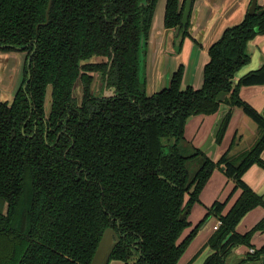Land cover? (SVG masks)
Instances as JSON below:
<instances>
[{
    "label": "trees",
    "instance_id": "trees-1",
    "mask_svg": "<svg viewBox=\"0 0 264 264\" xmlns=\"http://www.w3.org/2000/svg\"><path fill=\"white\" fill-rule=\"evenodd\" d=\"M48 1L0 0V43L28 52L34 46L25 90L20 88L11 102L0 100V264H90L106 228L120 238L109 261L177 264L210 217L219 224L205 244L212 253L202 264H228L239 245L249 250L238 264H264V244L255 248L251 242L264 231V218L244 233L236 230L250 210L264 208V197L242 180L252 165L264 169V118L239 96L243 86L264 85V62L232 82L249 62L247 44L264 34V4L226 27L209 46L199 88H181L179 66L167 87L148 95L143 65L157 0H52L45 23ZM163 21L166 28L184 27L182 35H190L179 0H166ZM93 56L112 59L108 83L116 96H86L77 106L72 87L79 72L107 66L92 63ZM81 76L86 88L90 77ZM221 92L226 95L218 101ZM220 105L228 109L215 142H221L237 106L258 127L255 143L215 161L199 149L182 154L188 117L212 115ZM197 156L202 163L190 177L186 163ZM215 168L234 188L180 239ZM237 189L238 197L223 212ZM184 210L186 218L180 220Z\"/></svg>",
    "mask_w": 264,
    "mask_h": 264
},
{
    "label": "crops",
    "instance_id": "crops-1",
    "mask_svg": "<svg viewBox=\"0 0 264 264\" xmlns=\"http://www.w3.org/2000/svg\"><path fill=\"white\" fill-rule=\"evenodd\" d=\"M166 0H158L148 38L146 53V91L150 95L168 85L171 74L179 66L183 68L181 88L187 86L199 88L203 80V68L208 62L209 46L215 42L230 25L239 23L247 13L251 0H195L190 14V36L177 42L180 33L165 29L163 24ZM258 5L264 0H257ZM222 25V27H221ZM221 27V29H220ZM249 62L242 66L235 78L259 67L264 62V34L258 35L247 44ZM25 54L19 50L0 51V100L11 102L22 78V64ZM239 96L259 113L264 111V85L243 86ZM225 105H220L212 115H192L188 117L184 128V139L193 147L201 150L211 160H217L228 152L235 157L249 149L258 138L256 123L246 116L242 109L235 106L231 109V117L220 143L215 142L218 125L227 111ZM234 143L232 145V141ZM264 160V151L261 155ZM242 180L256 193L264 197V169L254 164L243 174ZM234 188V183L227 179L221 168H215L188 214L190 227L186 228L180 239L195 226L216 200L224 199ZM240 193L237 189L226 204V212ZM264 218V208L258 206L250 210L238 223L236 230L244 233ZM218 219L210 217L196 233L184 250L177 264H202L212 253L205 246L208 238L218 225ZM255 248L264 244V231H257L251 240ZM249 249L237 246L227 257L229 264H238ZM249 264H261L252 261Z\"/></svg>",
    "mask_w": 264,
    "mask_h": 264
},
{
    "label": "flooded vegetation",
    "instance_id": "flooded-vegetation-1",
    "mask_svg": "<svg viewBox=\"0 0 264 264\" xmlns=\"http://www.w3.org/2000/svg\"><path fill=\"white\" fill-rule=\"evenodd\" d=\"M194 1L195 0H193V1H191V0H179L182 25H185L186 22H188V26H187V29L186 30L189 32V34H190V30H191L190 29L191 28L190 27V14H191V8L193 6ZM157 2H158V0H157ZM157 2H156V5H157ZM165 3H166V1H165ZM186 5H187L186 18L183 21V12L185 10ZM155 8H154V11H155ZM164 11H165V9H164ZM153 17H154V13H153V16H152V20H153ZM163 24H164V21H163ZM151 25H152V21H151ZM151 25H150V28H149V31H148V37H147V41H146V45H145V49L146 50H145L144 65H143V67H144L143 71H144L145 87H146V74H145V68H146V53H147L148 38H149V32H150V29H151ZM165 29L176 30V31H178L180 33V37H179V40L177 42L178 45H181V41L185 37H187V36H183L182 35L183 32L185 31L184 27H182V28H179L178 26L170 27V28H166L165 27ZM6 47H8V49H6ZM140 47H142L141 44H140ZM16 50H19V51H21V52H23L25 54L24 61H23V64H22V78H21V82H20L19 86L16 89V92H17L20 88L22 90H25V87H26V85H27V83H28V81L30 79V73H29L28 69H29V65L31 63V56H32V53L34 51V46H33V49L28 52L27 50L24 49L23 46L22 47H19V46L6 45V44H1L0 43V51H16ZM111 60H112L111 58L109 59L106 56H93V57L90 58V61L92 63H107L106 69H103V70H100V69L88 70V69H86L84 72L82 71V73L79 72L78 77L76 78L74 84L77 81H79V83L81 85V96H80L81 98H80V100H78V98L75 97L72 94V98H74V100L76 102V105L78 104V102H80V101L82 102L83 99L86 96H87V98L89 100L90 99H110V98H113V97L116 96V90H115V88L108 83V71H109V68H110ZM24 69H26V71H27L26 75L24 74ZM83 74L90 77V81H89V83H88V85H87L86 88L83 87V85L81 83V79H80L82 77L81 75H83ZM96 80L99 81V82H101V84H102V87H99L98 85H97V87L94 86V88H96V90L99 92L98 94L94 93L93 92V89H92L93 84H94V82ZM74 84H73V87H74ZM73 87H72V93H73ZM146 93H147V91H146Z\"/></svg>",
    "mask_w": 264,
    "mask_h": 264
},
{
    "label": "water",
    "instance_id": "water-1",
    "mask_svg": "<svg viewBox=\"0 0 264 264\" xmlns=\"http://www.w3.org/2000/svg\"><path fill=\"white\" fill-rule=\"evenodd\" d=\"M51 2L52 0H49L48 1V5H47V8H46V21L45 23L47 22L48 20V11H49V8H50V5H51ZM256 6H257V0H251L250 1V4L248 6V10H247V14H254L255 13V10H256ZM186 11H187V5L185 7V10L183 12V21L185 20L186 18ZM44 23V24H45ZM142 45V43H141ZM246 53L248 54L247 52V47H246ZM249 56V54H248ZM250 57V56H249ZM262 65V64H261ZM260 65V66H261ZM259 66V67H260ZM259 67L253 69V70H256L258 69ZM252 71V70H250ZM249 72V71H248ZM247 73V72H246ZM245 74V73H244ZM243 74V75H244ZM236 76V74H235ZM233 78L232 82L234 84L237 83L238 79L242 76H239V78ZM171 77V76H170ZM170 81V79H169ZM169 84V82H168ZM168 86V85H167ZM166 86V87H167ZM165 88V87H164ZM163 89V88H162ZM160 90H157L155 92H158ZM154 92V93H155ZM226 95V93L224 92H221L217 95V100L218 101H221L224 96ZM50 107H51V101H50ZM44 110H45V101H44ZM49 111L46 112L45 110V114L47 115ZM261 116L264 118V111L260 112ZM186 215H187V210H184L181 214H180V220H183L186 218ZM120 241V238L118 236V234L112 229V228H106L105 231L103 232L100 240H99V243L97 245V248L95 250V253L93 255V258L91 260V263L90 264H109V260H110V256L112 254V251L113 249L115 248V246L118 244V242ZM112 261V260H111ZM228 263V262H227ZM123 264V263H122ZM229 264V263H228Z\"/></svg>",
    "mask_w": 264,
    "mask_h": 264
},
{
    "label": "rangeland",
    "instance_id": "rangeland-1",
    "mask_svg": "<svg viewBox=\"0 0 264 264\" xmlns=\"http://www.w3.org/2000/svg\"><path fill=\"white\" fill-rule=\"evenodd\" d=\"M221 27H222V25H221ZM221 27H220V29H221ZM97 85L99 87H102L101 82H99L97 80L94 82L92 89H93V92L96 93V94L99 93L96 90V88H94V86L97 87ZM73 95L75 97H77L78 100H80V98H81L80 97L81 96V85H80L79 81H77L74 84V87H73ZM44 101H45V110L47 112V111L50 110V101H51V89H50L49 86L47 87ZM167 142L171 144L173 142V139L172 138H169V140ZM179 145H180V151H181L182 154L188 155V154L193 153V151H194L193 147H191V145L189 143L187 144V142L185 141V139L184 140H181ZM201 163H202V157H200V156H197L196 159H192L191 161H189V162L186 163L190 177H192L194 175V173L200 167V164ZM109 264H122V262L121 261L112 260V261L109 262Z\"/></svg>",
    "mask_w": 264,
    "mask_h": 264
},
{
    "label": "built area",
    "instance_id": "built-area-1",
    "mask_svg": "<svg viewBox=\"0 0 264 264\" xmlns=\"http://www.w3.org/2000/svg\"><path fill=\"white\" fill-rule=\"evenodd\" d=\"M218 224H219V222H218ZM253 251V249H250V252H252Z\"/></svg>",
    "mask_w": 264,
    "mask_h": 264
}]
</instances>
